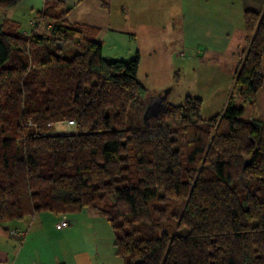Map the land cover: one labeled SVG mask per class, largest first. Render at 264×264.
<instances>
[{
	"label": "trees",
	"instance_id": "trees-1",
	"mask_svg": "<svg viewBox=\"0 0 264 264\" xmlns=\"http://www.w3.org/2000/svg\"><path fill=\"white\" fill-rule=\"evenodd\" d=\"M67 12L47 1L43 34L0 24V223L91 208L123 264H264V121L231 100L203 119L201 99L187 95L154 124L131 123L148 100L138 54L105 59L95 28ZM243 25L234 90L254 107L263 16L245 10ZM68 120L78 132H51ZM175 200L180 211L169 212Z\"/></svg>",
	"mask_w": 264,
	"mask_h": 264
},
{
	"label": "crops",
	"instance_id": "crops-1",
	"mask_svg": "<svg viewBox=\"0 0 264 264\" xmlns=\"http://www.w3.org/2000/svg\"><path fill=\"white\" fill-rule=\"evenodd\" d=\"M47 1L64 3L68 22L95 28L105 59H131L138 54L139 64L142 56L155 58L157 51L163 56L171 51L170 61L183 51V66L205 60L221 66L226 60L235 64L245 47L244 11L259 12L264 19V0H21L2 9L7 14L1 21L18 23L25 34L35 30L43 34L48 26L36 21ZM261 70L263 83L255 106L243 109L244 119L264 121V52ZM185 73L183 70L184 76ZM231 73L233 76L235 67ZM172 74L179 77L178 71ZM25 218L0 223V264H123L115 253L113 234H106L109 229L103 217L98 218L104 221L90 220L103 226V235L91 224L94 232L77 236L79 224L73 220L68 221L69 226L57 239H50L40 229H25ZM61 219L53 222V231Z\"/></svg>",
	"mask_w": 264,
	"mask_h": 264
},
{
	"label": "rangeland",
	"instance_id": "rangeland-1",
	"mask_svg": "<svg viewBox=\"0 0 264 264\" xmlns=\"http://www.w3.org/2000/svg\"><path fill=\"white\" fill-rule=\"evenodd\" d=\"M7 14L2 9H0V22L4 18V15ZM19 16H23L18 13ZM18 16V15H14ZM26 21V19H25ZM73 50H76L71 45ZM70 49L69 46L64 47V52ZM183 52V51H180ZM179 51L174 55L175 59L169 60L168 56L171 55V51L164 53V56L160 52L157 51L155 58L148 59L142 56L139 64V73L138 79L141 84L145 87L146 93V104L153 98H157L160 95H163L164 92H167L165 103L168 105H180L183 103L185 96H194L202 99V110L201 117L203 119H208L215 116L218 113H221L222 110L227 105L228 101L231 100L232 104L235 107H239L242 109H247V105H245L236 90H234V77L235 73L232 76L231 70L235 67V70L238 66L239 56L236 57V63L233 64L229 62L230 60H226V64L218 65L213 61H204L199 62L193 65L183 66V56ZM169 54V55H168ZM121 60H129V59H121ZM237 64V65H236ZM183 70L185 76L183 74ZM178 71L179 77L176 80L173 77L172 72ZM169 90V91H168ZM222 90V91H220ZM219 91V92H216ZM146 108V105L144 109ZM143 111L139 110L137 107H133L129 110V118L131 123H141L143 125ZM244 116V115H243ZM150 117L146 119L148 122ZM150 125L156 122V119L150 120ZM54 126V127H53ZM54 133H70V132H78L75 125L68 126L66 121L56 123L52 125V131ZM163 204H160L162 206ZM169 212L178 213L180 211V200H175L169 204L168 207ZM168 212V214H169ZM67 221H76L78 222V229L75 235L79 236L84 232H101V235L105 234L102 228L103 226H99V223L90 222V220H94V218L101 217L97 212H95L91 208H85L81 211H77L74 213H67L63 215ZM62 217L59 215H55L49 212H39L35 215L28 216L24 219L25 229L28 230H41L42 233L48 236L50 239H57L59 237L58 234H61L65 231V229L56 231L52 230L53 222L57 219H61ZM104 221L103 218H98ZM100 221V220H99ZM172 223V219L169 220ZM93 224V229H90V225ZM165 224V223H164ZM109 230L106 234H113L112 229L105 222L104 224ZM89 227V228H88ZM114 237V235H113Z\"/></svg>",
	"mask_w": 264,
	"mask_h": 264
},
{
	"label": "water",
	"instance_id": "water-1",
	"mask_svg": "<svg viewBox=\"0 0 264 264\" xmlns=\"http://www.w3.org/2000/svg\"><path fill=\"white\" fill-rule=\"evenodd\" d=\"M169 91V90H168ZM167 92H164L163 95L158 96L157 98H153L146 104V108L143 112V125L147 126L150 124V120L157 119L162 108L165 105ZM150 117V120L147 122L146 119Z\"/></svg>",
	"mask_w": 264,
	"mask_h": 264
},
{
	"label": "built area",
	"instance_id": "built-area-1",
	"mask_svg": "<svg viewBox=\"0 0 264 264\" xmlns=\"http://www.w3.org/2000/svg\"><path fill=\"white\" fill-rule=\"evenodd\" d=\"M68 126L75 125V122L73 120L67 121ZM69 226V222L66 219H61L55 224L56 229H63Z\"/></svg>",
	"mask_w": 264,
	"mask_h": 264
}]
</instances>
